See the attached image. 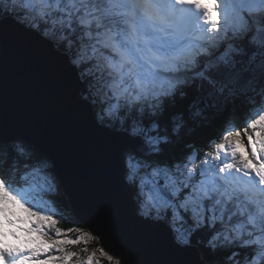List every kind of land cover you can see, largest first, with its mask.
Returning <instances> with one entry per match:
<instances>
[{
	"label": "trees",
	"instance_id": "obj_1",
	"mask_svg": "<svg viewBox=\"0 0 264 264\" xmlns=\"http://www.w3.org/2000/svg\"><path fill=\"white\" fill-rule=\"evenodd\" d=\"M27 1L33 4L38 25H29L31 15L14 7L1 6L0 15L12 16L42 35L46 29L52 40L64 36L57 45L79 68L85 84L83 95L93 102L98 120L119 131L134 135L139 131L145 140L156 141L157 149L149 156L136 151L124 156L141 214L167 221L178 241L198 246L209 264H264L263 220L254 212L259 204L246 201L241 193L228 194L236 188L232 184L229 192H218V196L202 168L205 165L198 164L203 155L209 158L227 143L233 122L249 128L254 114L263 107L264 45L241 28H229L226 38L236 36L238 41L225 46L219 57L190 78L180 83L158 80L135 89L127 76L122 83L123 88L129 87L123 89L129 98L110 99V94L104 96L105 87H97L99 79L103 81L99 68L100 64L110 66L107 59L117 65L115 53L106 46L107 35L124 40L125 50L132 47L131 40L124 37L129 26L127 10L110 0H62L68 11L61 14L55 7L44 8V0ZM74 14L83 17L81 31L69 22L61 23V18ZM69 42L74 46L70 48ZM146 52L144 49L145 58ZM144 63V67L126 63L122 71L129 66L133 73L149 75L156 63ZM171 68L166 70L173 71ZM37 163L46 166L53 181L50 188L32 185L22 175ZM0 208L5 210L4 234L42 264H120L72 215L51 160L22 140L0 143ZM19 219L26 228L14 225ZM253 232L257 236H251Z\"/></svg>",
	"mask_w": 264,
	"mask_h": 264
},
{
	"label": "water",
	"instance_id": "obj_2",
	"mask_svg": "<svg viewBox=\"0 0 264 264\" xmlns=\"http://www.w3.org/2000/svg\"><path fill=\"white\" fill-rule=\"evenodd\" d=\"M79 68L53 40L0 17V143L47 156L77 222L120 264H209L165 220L143 216L125 153L157 148L102 124Z\"/></svg>",
	"mask_w": 264,
	"mask_h": 264
},
{
	"label": "rangeland",
	"instance_id": "obj_3",
	"mask_svg": "<svg viewBox=\"0 0 264 264\" xmlns=\"http://www.w3.org/2000/svg\"><path fill=\"white\" fill-rule=\"evenodd\" d=\"M49 1L50 0H44V3H41L42 6H44V8L46 9L49 8L50 7L49 5L51 4ZM255 1H258V0H255ZM1 6L6 9H10L14 7L18 11L29 12L31 15L28 21L29 25H36V24L38 25L40 23V21L36 18V15L33 11L34 8L32 7V4L30 2H26L25 0H16L13 3H10L9 0L8 1L4 0L0 2V7ZM55 8L60 9L61 12H66V10L62 8L61 1L56 2ZM258 8L259 9L261 8L262 10L261 9L260 10L264 13V2H262L261 5L258 6ZM220 9L224 10L223 12L226 15V18H230L232 11L229 9L227 3L221 5ZM260 16L262 17L260 13L255 14V16H250V15L246 16L245 22L247 25H245V28L248 33L252 32V28H253L251 24V20L259 22L258 18ZM0 17H3V16L0 15ZM78 19L79 18L76 17V14H75V15L70 16L69 19L64 20L62 18L61 23L66 21V22H69L71 25L72 24L75 25L74 22H76L77 20V23H78L77 26L79 28L77 26H74V27L78 31H81L82 23H80ZM233 19H234V16H233ZM43 33H44L43 35L45 36L46 35L50 36V32L47 31L46 29L43 31ZM222 37H223L222 26L221 25L220 26L217 25V27L214 26L211 32L210 38H208L207 41L204 42L205 44L202 46L201 49L196 51L194 55L190 57L193 63H190L191 65H189L184 60L182 69L184 68L185 70H189L188 72H184L180 68L179 70L181 74L174 75L172 72H170L169 74L164 71V72H161V75L163 76L164 79L173 80L175 83H180L184 81L185 79L190 78L192 75L191 73L199 72L203 66H207L209 62H211L212 60L215 59L216 56H218L217 54H219V52L223 49V47L227 43L226 41H223L224 39ZM62 40H64V36L61 37L60 39H53V41H55L56 43H60ZM260 41L264 42V40H260ZM152 44L154 45L153 42ZM68 46L71 48L74 45L73 43L69 42ZM154 48L156 49L157 47L154 45L153 49ZM156 71L157 70H154L155 73ZM114 73L115 74L113 75H111L110 73V76L107 79L108 82L105 80L101 81L102 79H99L97 87L99 86H103V88L105 87V89H103L104 96H107V91H108L111 94L112 98L120 100L126 96V92L123 91V87L121 84L122 79L118 77L119 73H117L116 71H114ZM105 100H106V97H105ZM105 100L103 99V102H106ZM108 108L111 110L113 109L112 106ZM228 130L231 136L227 140V143H224L222 147H220V149H218L215 152V154L210 155L211 157L208 158V155H203L204 157L201 158L200 161H198V164L201 165L204 163H208V161L210 160L212 169L207 168L210 172V176H215L217 174L218 167L224 168L225 163H227L228 165H231L232 168L229 172L231 173V175H237V176L239 175V176L244 177L243 173H248V175L252 174V176L253 175L261 176L260 172L264 173V105L262 108H259V110L254 114V118L249 128L239 127L237 123L233 122L232 125H230V128ZM149 132L151 134L153 130H150ZM136 135H142V134H140L139 131H137ZM146 142H148L150 146L156 147L155 145L156 141H151L148 139L146 140ZM132 151L133 149H130L127 151L129 153L128 156L131 155ZM248 154H250V156L249 157L247 156L248 158H245V156ZM222 155L224 156V158H220V156ZM195 158L197 159V154L195 155ZM248 161H250V163ZM235 167L237 169H234ZM218 173L223 177L225 175L221 171H219ZM22 175L24 176V178L26 179L28 183L32 185H36V186H41L43 189H45L46 187L50 188L51 183L53 182L52 178L49 176V174L46 171V166L39 164V163H37L36 166H32L29 169L23 170ZM225 178L228 180L226 176ZM243 180L245 181L244 178ZM214 183H217V182H214ZM15 225L26 228V223L25 222L23 223L21 219H19L15 223ZM84 229L87 230V234L89 236H92V234L89 233L88 229L86 228ZM85 238H87L86 235H85ZM17 255H19V252H14L8 245H6V240L0 236V264H24L20 262V259H19L20 257H17ZM259 261L260 259H258V262ZM40 264H42V262Z\"/></svg>",
	"mask_w": 264,
	"mask_h": 264
},
{
	"label": "bare ground",
	"instance_id": "obj_4",
	"mask_svg": "<svg viewBox=\"0 0 264 264\" xmlns=\"http://www.w3.org/2000/svg\"><path fill=\"white\" fill-rule=\"evenodd\" d=\"M141 1H143V0H138V3L139 2H141ZM151 13L153 14L154 13V10H152L151 11ZM154 16H155V14H154ZM261 37H263V36H261ZM264 38V37H263ZM200 48H202V47H200ZM260 178H262V179H264V177L261 175V177ZM259 177H257V179H256V182L255 183H257V181H259V179H260ZM259 186H262V188H264V186L262 185V184H260V185H258V188H259ZM264 193V191L262 190V194ZM256 214V213H255ZM250 215V214H249ZM248 215V216H249ZM256 216V215H255ZM258 217H260V216H258ZM262 221V220H261ZM248 222V221H247Z\"/></svg>",
	"mask_w": 264,
	"mask_h": 264
}]
</instances>
